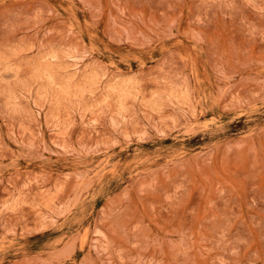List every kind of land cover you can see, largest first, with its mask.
<instances>
[{"label":"rangeland","instance_id":"obj_1","mask_svg":"<svg viewBox=\"0 0 264 264\" xmlns=\"http://www.w3.org/2000/svg\"><path fill=\"white\" fill-rule=\"evenodd\" d=\"M0 264H264V0H0Z\"/></svg>","mask_w":264,"mask_h":264}]
</instances>
